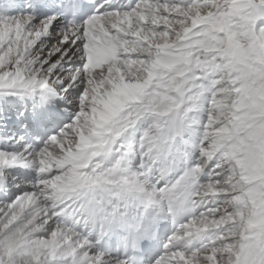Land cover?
<instances>
[{
    "label": "snow or ice",
    "instance_id": "snow-or-ice-1",
    "mask_svg": "<svg viewBox=\"0 0 264 264\" xmlns=\"http://www.w3.org/2000/svg\"><path fill=\"white\" fill-rule=\"evenodd\" d=\"M0 264H264V0H0Z\"/></svg>",
    "mask_w": 264,
    "mask_h": 264
}]
</instances>
